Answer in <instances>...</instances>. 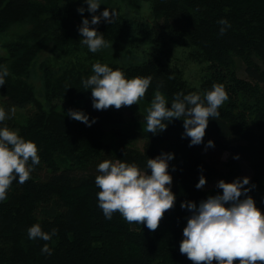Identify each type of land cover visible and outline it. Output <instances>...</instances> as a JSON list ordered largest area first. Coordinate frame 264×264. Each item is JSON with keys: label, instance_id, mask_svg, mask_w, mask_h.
Listing matches in <instances>:
<instances>
[{"label": "trees", "instance_id": "obj_1", "mask_svg": "<svg viewBox=\"0 0 264 264\" xmlns=\"http://www.w3.org/2000/svg\"><path fill=\"white\" fill-rule=\"evenodd\" d=\"M121 1L146 17L129 18L114 8V23L92 26L108 45L92 53L78 29L84 18L91 21L104 10L81 14L69 0H0L5 51L0 64L9 71L0 87V107L15 109L0 127L36 143L41 160L24 184L13 181L8 199L0 203V264H194L179 251L192 214L181 204L198 206L222 194L208 182L245 178L244 163L253 172L245 186L251 188L248 195L264 212V0ZM221 18L231 24L224 35H219ZM116 40L132 41L134 47L123 52L113 45ZM97 62L128 79L151 77L139 103L94 109L82 79L93 74ZM196 68L198 77H191ZM214 84H223L229 99L218 109L219 118H210L202 144L189 146L179 118L166 122L163 132L145 130L156 90L170 108L177 93L203 98ZM70 109L96 122L89 127L76 121L66 115ZM209 140L214 147H206ZM163 153H174L169 173L176 200L159 227L130 224L119 212L106 219L94 183L98 163L119 160L143 170L147 159ZM201 176L206 184L198 189ZM36 223L57 234L47 242L30 240L27 229ZM45 243L51 256L41 253Z\"/></svg>", "mask_w": 264, "mask_h": 264}, {"label": "clouds", "instance_id": "obj_2", "mask_svg": "<svg viewBox=\"0 0 264 264\" xmlns=\"http://www.w3.org/2000/svg\"><path fill=\"white\" fill-rule=\"evenodd\" d=\"M87 11L95 14L100 9V0H84ZM83 14L84 7L78 8ZM118 13L116 9H105L100 15H93L91 21L84 18L78 31L83 39L80 41L87 49L96 53L107 47L104 36L92 27L104 20L114 23ZM221 25L219 35H224L231 28L226 18L217 21ZM92 75L82 79V86L91 90L93 108L106 110L112 106L120 109L131 106L144 97L150 87L151 77H135L128 79L119 70H113L107 64L99 62L92 66ZM9 76L8 68L0 64V87L6 84ZM229 99L223 84H214L203 98L196 93H177L168 107L169 101L159 91L154 92L151 106L147 109L146 131L157 134L167 128L166 122L174 119L183 120V136L190 138L189 146L204 142L210 118L218 119V109ZM15 109L7 111L0 107V125L11 119ZM70 118L91 126L96 121L90 120L83 111L70 109ZM209 140L206 147H214ZM238 158V157H237ZM174 153H163L156 158L147 159L142 170L135 164L117 160H104L98 163L95 185L100 189L97 193L98 207L106 219L111 220L115 212H119L128 223L142 224L155 231L165 212L173 208L176 196L171 189L173 181L169 173V162ZM30 162V164H29ZM41 162L38 146L25 140L16 131L7 126L0 127V203L8 199V190L13 181L24 184L31 178L34 166ZM151 173L148 174L147 170ZM250 178H237L231 183L220 180L218 189L222 194L209 196L199 205L195 202L182 203L181 207L191 211L187 225L183 229L184 239L179 251L194 264H264V212L248 195L251 188ZM206 178L201 176L196 187L203 189ZM245 197L241 199V197ZM30 240L50 241L57 234L56 229L45 232L39 223L27 229ZM42 254L51 256L53 249L47 243L41 248Z\"/></svg>", "mask_w": 264, "mask_h": 264}, {"label": "rangeland", "instance_id": "obj_3", "mask_svg": "<svg viewBox=\"0 0 264 264\" xmlns=\"http://www.w3.org/2000/svg\"><path fill=\"white\" fill-rule=\"evenodd\" d=\"M74 6H76L77 8H80V7H84L85 8V11L86 12H89L87 11V8H88V5L84 3V0H69ZM146 4H148L149 2L148 1H144ZM100 3H101V6H100V9H98L97 12H100L101 10H105V9H111V8H117L118 10H120L123 14H125L127 17L129 18H139V17H143V19L146 17V13L144 11H141L140 14L141 15H138V13L136 11H133L132 8H129L128 6L125 5L124 2H122L121 0H100ZM146 6V5H145ZM144 8V6H143ZM113 45H115V47L117 49H121L124 51H126L127 48H130V47H134V44L133 42L129 41L128 40H125V41H120V40H116ZM137 46V45H136ZM49 49H46L43 51V56L44 58H46L49 54ZM179 53L181 52L180 49L178 51ZM5 51L4 49L0 48V54H4ZM183 53V52H182ZM181 54V53H180ZM199 69L197 70L194 69L193 73L191 74V77H198L199 75ZM240 74L242 75V71L240 72ZM139 103V102H138ZM135 104V103H134ZM137 105H134V107H136ZM140 146H142V142L140 143ZM228 158V153H224L223 156H222V159L223 160H226ZM243 170H244V176L245 177H248V178H251L252 175H253V172L249 166V164L247 163H244L243 164ZM218 184V181L215 180V181H212V182H208V186L209 187H214L215 185L217 186Z\"/></svg>", "mask_w": 264, "mask_h": 264}]
</instances>
